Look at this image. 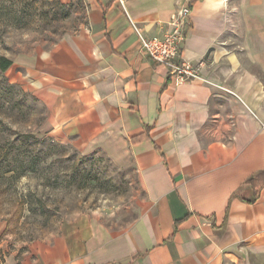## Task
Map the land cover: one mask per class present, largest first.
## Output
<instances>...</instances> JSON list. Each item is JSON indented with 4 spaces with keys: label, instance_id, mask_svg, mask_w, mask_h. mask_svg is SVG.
<instances>
[{
    "label": "crops",
    "instance_id": "1",
    "mask_svg": "<svg viewBox=\"0 0 264 264\" xmlns=\"http://www.w3.org/2000/svg\"><path fill=\"white\" fill-rule=\"evenodd\" d=\"M260 1L82 0L79 28L29 64L33 93L50 138L135 172L139 211L115 230L66 225L0 264H264V189L239 196L264 170V66L226 35L241 25L231 13ZM185 2L182 57L201 78L175 84L131 21L163 36Z\"/></svg>",
    "mask_w": 264,
    "mask_h": 264
},
{
    "label": "rangeland",
    "instance_id": "2",
    "mask_svg": "<svg viewBox=\"0 0 264 264\" xmlns=\"http://www.w3.org/2000/svg\"><path fill=\"white\" fill-rule=\"evenodd\" d=\"M84 7L82 0H0V57L12 61L0 68V258L20 256L30 243L51 240L66 225L89 221L115 230L138 214L135 172L102 152L82 154L50 138L48 110L33 93L41 79L31 75L29 64L79 28ZM231 14L241 25L226 32L228 47L252 49L258 61L251 65L259 69L264 0Z\"/></svg>",
    "mask_w": 264,
    "mask_h": 264
},
{
    "label": "built area",
    "instance_id": "3",
    "mask_svg": "<svg viewBox=\"0 0 264 264\" xmlns=\"http://www.w3.org/2000/svg\"><path fill=\"white\" fill-rule=\"evenodd\" d=\"M123 4V0H119ZM191 3L179 5L171 14L168 30L163 36H144L136 23L131 21L136 31L141 51L155 63L167 69L168 77L174 83H182L201 78L200 69L191 61L182 57V46L190 25Z\"/></svg>",
    "mask_w": 264,
    "mask_h": 264
},
{
    "label": "trees",
    "instance_id": "4",
    "mask_svg": "<svg viewBox=\"0 0 264 264\" xmlns=\"http://www.w3.org/2000/svg\"><path fill=\"white\" fill-rule=\"evenodd\" d=\"M192 1L193 0H191V2ZM11 62L12 61L10 59L0 57V68L2 70L7 69L11 65ZM245 182L250 187V189L253 191L252 196L250 198H245L239 194L238 195L242 199H246V201L248 202H253L257 198L260 190L264 189V170L255 173L250 178H248Z\"/></svg>",
    "mask_w": 264,
    "mask_h": 264
}]
</instances>
